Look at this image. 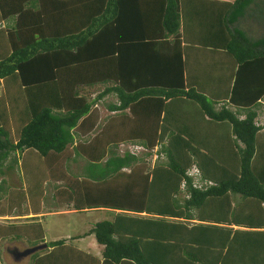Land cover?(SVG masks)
Wrapping results in <instances>:
<instances>
[{
    "label": "trees",
    "instance_id": "16d2710c",
    "mask_svg": "<svg viewBox=\"0 0 264 264\" xmlns=\"http://www.w3.org/2000/svg\"><path fill=\"white\" fill-rule=\"evenodd\" d=\"M252 1L235 0L234 17ZM183 3L0 0V84L13 80L22 103L12 130L17 98L0 92V166L25 150L48 166L82 159L84 176L68 167L69 189L61 192L68 209L119 211L85 234L108 263L264 264V126L256 120L264 81L241 75L264 60V36L229 31L223 49L233 60L232 91L215 99L203 77L190 75ZM247 78L251 86L242 85ZM256 86L251 98L235 96ZM98 87L92 98L85 91ZM120 142L146 151L121 153ZM193 165L194 177L185 173ZM91 177L102 188H92ZM14 228L6 234L19 237Z\"/></svg>",
    "mask_w": 264,
    "mask_h": 264
},
{
    "label": "crops",
    "instance_id": "0c3cea01",
    "mask_svg": "<svg viewBox=\"0 0 264 264\" xmlns=\"http://www.w3.org/2000/svg\"><path fill=\"white\" fill-rule=\"evenodd\" d=\"M182 2H184L183 16L187 18V36L190 42L193 41V45L190 43L186 45L187 58L191 65L190 75L195 79L203 77L205 92L215 99L226 101L229 92L232 91L233 78L230 80L228 76L231 74L233 60L224 51L223 46L232 29L242 30L252 40L264 36V0L252 1L237 18L234 17L235 0H182ZM250 64H247V71H241V75L247 73L250 76L251 72L253 77L258 78L256 80L264 81V60L257 65L256 62H252L251 66ZM198 65L201 66V70ZM248 78L242 81V85L248 82L251 86L252 82ZM13 84L14 81L10 79L0 84V92L6 90L8 97L18 98L16 103L13 102L10 112L12 130L13 127L18 128V114L22 109L20 96L15 95L18 89ZM256 87L257 89H252L246 95L242 88H238L235 96L239 97L238 100L251 98L258 92V86ZM12 100L10 99L11 102ZM258 101L261 104L258 106L256 120L264 126V95ZM128 142L120 143L130 144ZM136 142L132 141V143ZM25 151L11 154L0 166V256L7 255L10 258V263L3 258V264L16 263L8 251L34 246L28 242L36 239L40 240L38 244L44 243L46 247L39 250L40 253L35 258L28 256L25 260L26 264H114L103 260L102 246L96 243L94 235L85 234L96 222L112 220L114 214L119 211L104 207H93L82 211L68 209L71 204L67 203L66 196L61 192L62 189H69L64 183L70 174L67 168L71 166L72 174L82 177L84 176L82 172L88 168L87 164L78 158L74 162L66 163L68 166L65 163L62 167L48 166L41 157L42 169H37L34 161L25 159ZM153 159L150 158L149 161L153 163ZM93 178L89 180L93 182L92 188H102ZM46 181L51 182L52 185L45 192L44 188L48 187L45 186ZM76 187L82 188V186ZM112 187L116 188L109 184L107 186V188ZM91 194L95 197L100 195L97 191H92ZM244 210L245 208L243 212ZM11 223L17 227L14 230L18 231L19 237L6 234L5 229ZM29 225L35 228H29ZM233 228L242 227L233 226ZM77 236L81 237L76 238ZM56 240H65V242L63 245L47 248V242Z\"/></svg>",
    "mask_w": 264,
    "mask_h": 264
},
{
    "label": "rangeland",
    "instance_id": "374dc122",
    "mask_svg": "<svg viewBox=\"0 0 264 264\" xmlns=\"http://www.w3.org/2000/svg\"><path fill=\"white\" fill-rule=\"evenodd\" d=\"M101 88L102 87H98V88H93V89H89V90H85V91H87L89 93V96L92 98L93 95L95 94L94 92L95 91H100ZM106 100H107V102H112V101H114V97H108V98H106ZM105 104L102 101H99L97 103V106H96V108H98V110H99V113H100V117L101 118H103L107 114V111L104 108L105 107ZM13 128L15 130V127H13ZM25 159L34 161V163H35L34 166L37 169H42L41 157L34 150H26L25 151ZM73 168H74V166H73ZM47 185H48V187L47 188H44V191L45 192H46V189H49L50 188V186L52 185V183L46 181L45 186H47ZM49 194H51L50 191H49ZM68 218H70V217H68ZM3 258H4V260H6V261H8L10 263V258L7 255L6 256H2L1 255L0 256V263L1 264H3ZM27 258H28V256L27 257H24V258H22V259H20L18 261H16V263L13 260L12 261L14 262V264H26L25 260H27Z\"/></svg>",
    "mask_w": 264,
    "mask_h": 264
},
{
    "label": "water",
    "instance_id": "95a60500",
    "mask_svg": "<svg viewBox=\"0 0 264 264\" xmlns=\"http://www.w3.org/2000/svg\"><path fill=\"white\" fill-rule=\"evenodd\" d=\"M46 247V244H37L28 248H24L19 250L18 248H14L10 251H8V254L11 256V258L15 261H18L24 257L30 256L31 254L43 249Z\"/></svg>",
    "mask_w": 264,
    "mask_h": 264
},
{
    "label": "built area",
    "instance_id": "2783aa9c",
    "mask_svg": "<svg viewBox=\"0 0 264 264\" xmlns=\"http://www.w3.org/2000/svg\"><path fill=\"white\" fill-rule=\"evenodd\" d=\"M126 146V147H125ZM119 151L122 153L124 151H128L131 154H137L143 151H146V148H144L143 146H138L136 144H121L119 146ZM156 157V156H155ZM187 175L189 176H197L198 175V170L195 168V166L193 165L192 167H190L188 170H186L185 172Z\"/></svg>",
    "mask_w": 264,
    "mask_h": 264
},
{
    "label": "clouds",
    "instance_id": "9594fccd",
    "mask_svg": "<svg viewBox=\"0 0 264 264\" xmlns=\"http://www.w3.org/2000/svg\"><path fill=\"white\" fill-rule=\"evenodd\" d=\"M121 144H123V143H119V144L117 145V148H118L117 150H119V146H120ZM145 148H146V146H145ZM155 150H156V148L153 149V150H149V153H151V154H150V158H151V159L154 158V159H153L154 161L157 159V157H159L158 154H156ZM155 156H156V157H155ZM160 158H161V159H164L163 156L160 157Z\"/></svg>",
    "mask_w": 264,
    "mask_h": 264
}]
</instances>
